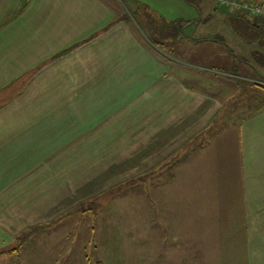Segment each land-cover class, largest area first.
<instances>
[{
    "label": "crops",
    "instance_id": "0c3cea01",
    "mask_svg": "<svg viewBox=\"0 0 264 264\" xmlns=\"http://www.w3.org/2000/svg\"><path fill=\"white\" fill-rule=\"evenodd\" d=\"M210 4H195L201 17L182 20L180 42L163 52L119 0H0V252L14 255L21 233L82 211L97 264L127 254L142 264L151 253L149 264H264V88L252 75L263 74L254 52L264 46ZM141 5L137 14L150 7ZM88 143L106 174L139 157L138 231L101 217L124 199L83 211Z\"/></svg>",
    "mask_w": 264,
    "mask_h": 264
},
{
    "label": "rangeland",
    "instance_id": "374dc122",
    "mask_svg": "<svg viewBox=\"0 0 264 264\" xmlns=\"http://www.w3.org/2000/svg\"><path fill=\"white\" fill-rule=\"evenodd\" d=\"M122 5H127L133 11V15L131 16L133 19H137L144 27L146 31V35L148 39L161 43V50L163 52L170 51V43L174 42V44H178L180 39L175 38L174 35L177 33L178 28L182 25V20L184 19H199L201 17L200 11H198L197 6H202V3L205 0H189V3L186 0H119ZM232 1V2H231ZM131 3V5H130ZM148 4L150 7H141L137 14V10L135 7L142 6L141 4ZM238 3V5H235ZM195 4L197 6H195ZM211 4L213 6L226 7L229 9V13L233 16L243 14L244 12L249 14L253 18L264 19V15L254 14L251 10L258 6H264V0L253 2V1H242V0H211ZM210 4V5H211ZM142 11L146 12V14H140ZM154 12V13H153ZM236 17V16H235ZM240 18V17H239ZM231 20L232 25L241 24V19ZM224 20V17H218L216 21L217 23H221ZM145 23H143V22ZM210 22V21H209ZM208 22V23H209ZM212 22V21H211ZM213 23V22H212ZM237 26L236 28H238ZM191 29V27L189 28ZM205 34H212L214 31L204 32ZM235 33V32H233ZM167 34H170V37H167ZM168 42V43H167ZM183 61L188 60L185 57L188 56L187 51H184ZM185 56V57H184ZM202 61V60H201ZM210 64L209 62H206ZM243 66L246 64L240 62ZM182 66V65H181ZM174 69L179 66L173 64ZM181 68V67H179ZM182 69V68H181ZM240 73V68H237ZM200 70L191 71L194 74H200ZM237 71V70H236ZM243 71V70H242ZM246 72L253 73L252 69L245 70ZM200 72V73H198ZM262 75L252 74L255 82L258 84L264 85V69L262 70ZM205 74V73H203ZM207 76V75H206ZM246 95H244V99H246ZM248 97L251 98L252 95L248 94ZM262 99V97H261ZM261 103L263 102L260 100ZM134 108H132V117L130 119V128L132 129L133 134H135L136 139L139 140V125L138 120L136 118L139 116V104L138 102H133ZM138 127V128H137ZM129 128V127H127ZM126 128V129H127ZM197 130L200 127H196ZM122 127H117L116 130H120ZM140 129V128H139ZM138 136V137H137ZM94 144V143H93ZM93 144L88 143L86 145L87 150L84 152V160L86 164L83 165L85 176H83V185L86 184L82 189L83 194V211L87 212L91 209L93 212L97 211L96 203L103 205V199H124L122 203L124 204L121 208L118 206L115 207L114 213L111 211L109 214H103L101 217L103 219L113 220L114 227L120 231H130L136 232L139 229V218H141L138 214V200L140 197H144L143 192L139 189V180L141 174L138 172L139 166L138 160L127 161L130 163L133 168H119L117 165V173L116 174H106L109 169H105V167H100L97 173L93 174L97 170L93 168L99 163H102L101 160H97L95 158L88 157L89 149L93 150ZM108 144V143H107ZM103 146V143L99 144ZM138 145V144H137ZM86 151H88L86 153ZM98 161V162H97ZM97 162V163H96ZM95 164V165H94ZM137 167V168H134ZM119 169H122V173H118ZM113 170V169H111ZM110 170V171H111ZM87 171L91 173H87ZM87 178L94 180L93 182H88ZM124 188L122 192L119 190ZM80 193V192H79ZM151 197L155 198L157 195V191H151ZM160 195L165 197V192L160 190ZM89 197L88 199H85ZM128 200V201H127ZM132 200L133 203H129ZM132 204V205H131ZM93 205V206H92ZM96 205V206H95ZM137 205V206H136ZM100 207V206H99ZM81 208V206H78ZM70 209V207L68 208ZM67 209V210H68ZM127 216H131V219L134 222L128 224L127 222L115 223L118 221L116 216L118 214H123ZM100 212H104L101 210ZM92 214V212H89ZM90 216V215H89ZM72 218V222H71ZM27 224V223H24ZM23 224V225H24ZM93 221L89 219L84 222L82 211L78 213H74L73 215H68L67 217H63L61 219L53 220L50 223H46L45 226H41L34 230H30L26 233H21L19 239L15 240V245L18 247V250H15V254L13 255L11 252H0V264H97L96 256L99 255V251H96V247H94V243L98 241L94 239V243L92 244V238L87 240L84 238V231H90L92 229ZM144 225V224H142ZM95 229V225H93ZM141 229V228H140ZM142 230V229H141ZM121 233V232H120ZM3 240L5 241L4 237ZM127 241V240H126ZM67 242V245H66ZM125 242L124 238H120L116 240V245L122 246V243ZM64 246V251L60 250V244ZM121 243V244H120ZM6 245V244H5ZM149 248H153L154 244L149 241ZM96 252V253H95ZM119 258V256H117ZM130 258V259H128ZM142 258H146L142 260V264L152 263L155 260L154 253L148 254L147 256H142ZM126 259V260H125ZM135 261V256L125 255L121 264H132ZM99 264V263H98Z\"/></svg>",
    "mask_w": 264,
    "mask_h": 264
},
{
    "label": "trees",
    "instance_id": "16d2710c",
    "mask_svg": "<svg viewBox=\"0 0 264 264\" xmlns=\"http://www.w3.org/2000/svg\"><path fill=\"white\" fill-rule=\"evenodd\" d=\"M239 16L238 18L239 19H243V23L242 22H239V23H242V24H245L246 25V29L244 32H241L240 34H244L245 38L247 39H250L251 41H259L260 45L263 47L264 46V30L261 29V26L257 24V20L259 19H256V22H253L251 20H248L247 19V15H237ZM156 45H158L159 43L158 42H155ZM254 56L255 58L257 59L258 63H260V65L262 67H264V53H262V51H255L254 52ZM261 88H264V85H261V84H258ZM93 206V205H92Z\"/></svg>",
    "mask_w": 264,
    "mask_h": 264
},
{
    "label": "built area",
    "instance_id": "2783aa9c",
    "mask_svg": "<svg viewBox=\"0 0 264 264\" xmlns=\"http://www.w3.org/2000/svg\"><path fill=\"white\" fill-rule=\"evenodd\" d=\"M227 2H229V0H227ZM235 5H238V3H235ZM251 11L257 15H264V6L255 7Z\"/></svg>",
    "mask_w": 264,
    "mask_h": 264
}]
</instances>
